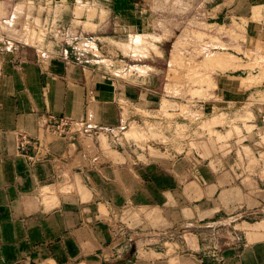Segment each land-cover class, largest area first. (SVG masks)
Wrapping results in <instances>:
<instances>
[{
    "label": "crops",
    "instance_id": "1",
    "mask_svg": "<svg viewBox=\"0 0 264 264\" xmlns=\"http://www.w3.org/2000/svg\"><path fill=\"white\" fill-rule=\"evenodd\" d=\"M167 1L0 0V264H264V175L244 123L197 136L195 111L213 102L165 107L159 83L98 56L131 36L138 45L151 23L183 28L189 45L200 33L226 60L216 108L260 114L246 103L264 90V0ZM180 105L192 138L182 152L151 155L116 134L124 122L174 124L164 112ZM61 118L65 133L46 127Z\"/></svg>",
    "mask_w": 264,
    "mask_h": 264
},
{
    "label": "rangeland",
    "instance_id": "2",
    "mask_svg": "<svg viewBox=\"0 0 264 264\" xmlns=\"http://www.w3.org/2000/svg\"><path fill=\"white\" fill-rule=\"evenodd\" d=\"M166 3L170 5L171 1L169 0ZM171 8L167 7L166 10ZM153 10L154 14L151 16L153 19H155L154 17H159L158 13L163 12L158 11L155 13L158 10L157 7H154ZM168 13L172 14L171 11H168L166 14ZM158 26L151 23L147 31H138L135 36L139 35L142 39L139 40L138 45H135L136 41H132L134 36H131L130 40H120L122 44L115 43L116 45L114 46L118 47V54L107 56L106 54L103 55L97 52L100 60L103 59L101 63L107 68H115L116 71L113 70V72L124 77L128 75H141L148 79L151 78L155 87L159 83V87L156 88L159 92H164L165 94V107H170L174 100L191 101L192 103L196 101L197 105L202 104V102H213L212 105L210 104L211 106L208 104L206 107L198 106L195 111L194 115L197 120L192 125L195 127V132L193 133L197 134V136L204 134V131L220 136L219 132L213 130L215 125H220L221 128L227 129V132H229L231 126L236 125L238 120L242 121L249 138L248 142L252 143L255 141L256 148L259 150L261 172L264 175V108L258 112L260 114L254 115L252 112H249L243 115L244 118L238 117L236 114L229 118V115L221 113L224 110L216 108V105L224 103V99L229 94V91L225 89L223 90V94H221V89L216 84L220 75L225 74L222 68L227 66L221 65V62L226 61H223L225 59L221 57L223 55L214 53L212 49V45L218 46L220 43L206 42L203 35L196 33V44L189 45L187 43L189 35L183 28L180 30L178 27L172 28L171 25H167L165 28V25L161 23ZM41 30L43 31V28ZM219 30L223 31L224 29L220 28ZM43 34H41L42 37ZM233 35L236 40L240 39L238 33H233ZM163 38L165 40L164 43L161 42ZM213 40L218 41L217 38H213ZM159 41L162 43L161 48L157 46L160 44ZM104 43L98 42L97 47L99 49L102 48ZM115 50L117 51V49ZM257 65L261 66V64ZM241 80L243 83L247 81L252 82V79L248 78ZM227 87L225 86V88ZM258 95H260V99L250 95L246 105L253 106L260 104V106H264V90L259 92ZM249 102L252 103L249 104ZM187 107L180 105V109L174 111L176 113H166L167 111H165L164 115L174 121V117L178 114L187 115ZM229 109L235 112L237 106H231ZM153 119L155 120L156 117ZM175 121L177 122L174 124L171 121L165 123H155L152 121H145L143 123L136 121L124 122L116 134L120 140L124 139L128 141L132 147H137L141 151L149 149L151 155H161L159 154L160 151L170 146L174 148L175 153H179L183 150L181 142L189 138V124L185 123L186 119L181 116ZM237 130L236 128V133L240 134V131ZM191 140L192 138H189L186 141L191 142ZM166 150L168 151L169 149ZM204 232L202 230L196 232V234L199 233L198 237L203 246L207 245L204 253L210 250L209 252L213 256H216L217 251L215 252L214 248L212 250L213 245L209 243L207 238L210 235L212 236V233L206 236L207 232ZM214 234L216 233L214 232ZM208 244L211 245V248L208 247Z\"/></svg>",
    "mask_w": 264,
    "mask_h": 264
},
{
    "label": "built area",
    "instance_id": "3",
    "mask_svg": "<svg viewBox=\"0 0 264 264\" xmlns=\"http://www.w3.org/2000/svg\"><path fill=\"white\" fill-rule=\"evenodd\" d=\"M52 117V116H51ZM69 120L65 119V118H61L59 120V124L54 126V125H46V127L50 130V131H57L58 133H65L69 127ZM28 143H30V139L25 135V134H19L18 135V139H17V147L18 149H22L23 147H25V145H27Z\"/></svg>",
    "mask_w": 264,
    "mask_h": 264
}]
</instances>
